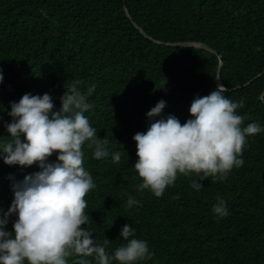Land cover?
<instances>
[{"label":"trees","instance_id":"trees-1","mask_svg":"<svg viewBox=\"0 0 264 264\" xmlns=\"http://www.w3.org/2000/svg\"><path fill=\"white\" fill-rule=\"evenodd\" d=\"M176 43H201L212 51ZM0 69L3 139L10 137V104L24 94L48 93L59 111L74 80L83 92L96 85L85 115L98 138L109 141L110 155L97 160L87 143L83 148V166L96 187L86 194L89 221L82 227L98 243L108 240L110 255L126 243L120 233L128 224L153 253L138 264H264V132L247 138L244 165L226 180L209 177L196 191L191 184L197 175L178 173L159 198L138 189L133 140L155 122L146 114L161 100L166 107L155 119L173 115L185 123L193 99L214 91L217 77L230 100H244L237 109L245 117L242 126L264 127V0H0ZM40 170L0 159L4 213L13 185ZM129 196L139 205L129 208ZM218 198L227 202L224 218L212 212ZM16 219L9 217L7 231ZM76 260L69 257L68 264Z\"/></svg>","mask_w":264,"mask_h":264},{"label":"clouds","instance_id":"clouds-1","mask_svg":"<svg viewBox=\"0 0 264 264\" xmlns=\"http://www.w3.org/2000/svg\"><path fill=\"white\" fill-rule=\"evenodd\" d=\"M201 44V43H199ZM0 69V83H3ZM216 80H220L219 77ZM221 81V80H220ZM74 80L61 97V109L53 111V97L24 94L10 104L6 125L8 139L0 138V159L6 165L23 167L37 164L39 172L13 185L14 199L6 213L0 209V264H138L152 258L146 240L137 239L136 228L125 224L120 239L126 243L113 254L106 251L108 240L98 243L87 227L89 215L86 194L96 187L92 175L84 168V151L93 150V158H107L109 141L100 139L85 115L93 105L88 103L96 88L92 84L83 92ZM223 84L207 96H196L190 106L191 118L181 124L169 115L160 118L166 102L159 101L146 115L152 121L146 132L136 133L134 169L142 183L139 190H150L159 198L174 185L177 174L195 173L191 187L200 191V181L209 177L226 180L234 168L244 165L243 149L247 138L264 132L258 122L242 126L245 117L237 113L244 100L234 102L224 93ZM58 153L56 162L48 158ZM119 162V152L111 153ZM139 205L129 196V208ZM212 212L217 218L229 215L227 202L218 198ZM15 215L13 231L6 230L9 217Z\"/></svg>","mask_w":264,"mask_h":264},{"label":"water","instance_id":"water-1","mask_svg":"<svg viewBox=\"0 0 264 264\" xmlns=\"http://www.w3.org/2000/svg\"><path fill=\"white\" fill-rule=\"evenodd\" d=\"M127 15L130 17L128 12H127ZM135 26H136V28H138L140 30V32L142 34H144L146 37H148V35L146 34V32L142 28H140L137 24H135ZM171 45L172 46H178V47H196V48H203V49L210 50L205 45L199 44V43H176V44H171ZM210 51H212V50H210ZM219 84H222L220 80H219Z\"/></svg>","mask_w":264,"mask_h":264}]
</instances>
